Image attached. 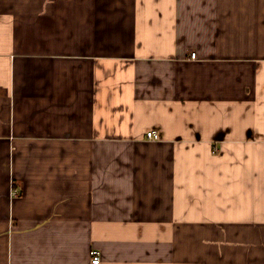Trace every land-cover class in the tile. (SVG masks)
Returning <instances> with one entry per match:
<instances>
[{
    "label": "crops",
    "instance_id": "0c3cea01",
    "mask_svg": "<svg viewBox=\"0 0 264 264\" xmlns=\"http://www.w3.org/2000/svg\"><path fill=\"white\" fill-rule=\"evenodd\" d=\"M92 249L264 264V0H0V264Z\"/></svg>",
    "mask_w": 264,
    "mask_h": 264
},
{
    "label": "built area",
    "instance_id": "2783aa9c",
    "mask_svg": "<svg viewBox=\"0 0 264 264\" xmlns=\"http://www.w3.org/2000/svg\"><path fill=\"white\" fill-rule=\"evenodd\" d=\"M190 58L191 59H196V53L191 52L190 53ZM147 136L149 139H158V134L155 131H148ZM91 261L93 264H98L101 262V251L98 249H92L91 250Z\"/></svg>",
    "mask_w": 264,
    "mask_h": 264
}]
</instances>
